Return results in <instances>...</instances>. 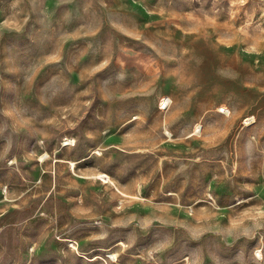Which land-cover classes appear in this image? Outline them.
<instances>
[{"label":"rangeland","instance_id":"obj_1","mask_svg":"<svg viewBox=\"0 0 264 264\" xmlns=\"http://www.w3.org/2000/svg\"><path fill=\"white\" fill-rule=\"evenodd\" d=\"M0 264H264L261 0H0Z\"/></svg>","mask_w":264,"mask_h":264},{"label":"built area","instance_id":"obj_2","mask_svg":"<svg viewBox=\"0 0 264 264\" xmlns=\"http://www.w3.org/2000/svg\"><path fill=\"white\" fill-rule=\"evenodd\" d=\"M222 112H225L226 110L225 109H221Z\"/></svg>","mask_w":264,"mask_h":264},{"label":"bare ground","instance_id":"obj_3","mask_svg":"<svg viewBox=\"0 0 264 264\" xmlns=\"http://www.w3.org/2000/svg\"><path fill=\"white\" fill-rule=\"evenodd\" d=\"M66 140L70 141V139L66 138ZM67 144V143H66Z\"/></svg>","mask_w":264,"mask_h":264},{"label":"crops","instance_id":"obj_4","mask_svg":"<svg viewBox=\"0 0 264 264\" xmlns=\"http://www.w3.org/2000/svg\"><path fill=\"white\" fill-rule=\"evenodd\" d=\"M262 1V3L264 4V0H261Z\"/></svg>","mask_w":264,"mask_h":264}]
</instances>
